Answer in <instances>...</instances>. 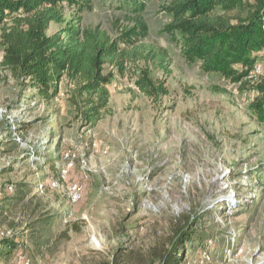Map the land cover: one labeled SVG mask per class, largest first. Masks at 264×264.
Instances as JSON below:
<instances>
[{
	"label": "rangeland",
	"instance_id": "374dc122",
	"mask_svg": "<svg viewBox=\"0 0 264 264\" xmlns=\"http://www.w3.org/2000/svg\"><path fill=\"white\" fill-rule=\"evenodd\" d=\"M91 3L82 29L101 26L115 39L146 25L139 43L166 50L171 75L128 64L90 123L78 80L63 76L58 96L45 101L3 66L0 32V182L15 185L0 195V241L9 233L32 264H107L115 255L122 264H147L153 254L164 264L173 235L184 229L197 232L185 244L186 264H264V129L249 111L264 58L248 85L235 84L185 61L163 32L171 19L164 0H147L140 13L120 10L119 0ZM146 66L167 95L152 99L139 90ZM65 155L74 166L61 188L39 191L59 178ZM74 182L84 185L76 205L68 198Z\"/></svg>",
	"mask_w": 264,
	"mask_h": 264
},
{
	"label": "trees",
	"instance_id": "16d2710c",
	"mask_svg": "<svg viewBox=\"0 0 264 264\" xmlns=\"http://www.w3.org/2000/svg\"><path fill=\"white\" fill-rule=\"evenodd\" d=\"M164 1L163 9L171 19L163 32L180 48L188 64L200 63L205 73L219 74L242 86L253 80L259 54L264 52V0ZM146 5L147 0H119L118 8L140 13ZM68 10L72 14L69 22ZM92 10L91 0H0V32L6 48L3 66L15 78L28 80L45 101L58 96V83L63 76L78 80L79 93L89 96L90 108L85 118L95 123L108 106L112 82L118 75L126 74L128 64L142 61L167 76L172 71L166 50L139 43L147 32L146 25L125 28L115 39L101 26L82 29L79 23L83 15ZM53 25L64 27L52 34ZM109 66L117 73H107ZM254 81L252 88L258 97L249 111L264 129V78ZM136 85L152 99L168 94L163 82L154 81L149 66L140 70ZM5 192L7 188L1 194ZM51 223L52 219L44 221L48 226ZM191 232H175L164 264H186L185 244L197 234ZM20 247L13 237L2 238L0 261L18 264L19 256H26ZM208 249L209 246L205 252ZM156 261L153 254L147 264H157ZM107 264L122 261L115 255Z\"/></svg>",
	"mask_w": 264,
	"mask_h": 264
},
{
	"label": "built area",
	"instance_id": "2783aa9c",
	"mask_svg": "<svg viewBox=\"0 0 264 264\" xmlns=\"http://www.w3.org/2000/svg\"><path fill=\"white\" fill-rule=\"evenodd\" d=\"M260 58H264V52L259 54ZM260 67H261V63L260 60L258 61V64L256 65V70L257 72H260ZM73 158L70 155H65V160H66V165L60 170L59 172V178L55 179V178H51L47 181V185L41 184L39 185V191L44 192L46 189V186L49 187L52 190H58L61 188V183L66 181V179L68 178L69 173L72 171L73 169ZM7 188L8 192H14L15 190V185L12 184L8 187L4 186L2 182H0V194L2 193V191ZM83 195H84V185L81 182H74L72 184H70L69 188H68V198L69 201L72 205H76L78 204L80 201H82L83 199ZM72 217V213H69L66 216V222H69V219ZM10 235L9 233L3 231L1 232V237L2 238H8ZM18 264H32L31 259H29L26 256H19L18 258Z\"/></svg>",
	"mask_w": 264,
	"mask_h": 264
}]
</instances>
